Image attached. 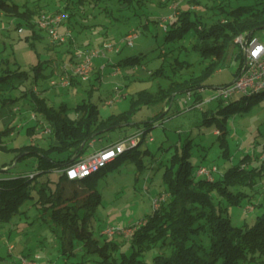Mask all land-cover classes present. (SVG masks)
Segmentation results:
<instances>
[{"label":"rangeland","instance_id":"obj_1","mask_svg":"<svg viewBox=\"0 0 264 264\" xmlns=\"http://www.w3.org/2000/svg\"><path fill=\"white\" fill-rule=\"evenodd\" d=\"M29 6L38 4L39 16L34 18V26L28 25L17 16L0 14V73L3 68L12 69L21 66L30 71L32 76L37 69L50 73L53 68H61L69 62V51H82L101 47L105 41L122 47V51L104 49V53L94 58V69L89 80L80 84L60 87L50 86V78L39 77L37 82L30 79L27 85L36 86L37 91L48 97V101L58 106L67 101L75 106L83 99L90 98L98 103L100 114L107 116L127 110L131 105L133 94L140 89L156 92L160 88L167 90L170 83L182 81L197 76L208 62L195 47L197 41L192 30L184 38L167 39V30L162 26L161 19L168 16L173 9L170 5L177 0H144L135 1L132 6L126 7L118 0H84L75 3L66 9L67 0H14ZM256 0H182L179 9H191L195 18L199 13L204 23H212L219 18L218 4L224 3L227 9L241 4L254 3ZM176 9L174 21L178 20L179 12ZM44 12H64L68 16L62 25L70 24L71 35L64 42H52L46 30L38 25L39 17ZM23 21L17 27L19 21ZM158 22H157V21ZM149 21L150 25L146 26ZM68 27V28H69ZM138 31L139 35L133 45H127L123 37L130 30ZM34 32H36L34 34ZM257 35L264 40V28L257 30ZM72 41V42H71ZM240 47L235 44L226 52L221 67L204 80V87L200 88L202 99H197L194 90L173 91L163 101L141 105L131 115V124L117 127L98 137L94 146H88L86 153L96 149L101 144L114 143L123 139L126 134L136 135L138 122L145 127V122L152 120L153 126L147 130L146 138L141 144L142 149H149L144 154L146 166L139 169L137 164L128 159L117 169L100 178L98 188L102 192V202L98 206L96 217L93 220L94 235L102 240L109 237L101 233L106 227H130L141 222L148 214L154 211V198L166 190L163 182V170L170 163L172 154L182 149L187 139H192V161L198 168L200 165L207 168L217 167L213 176L222 178L226 170L233 165L241 164L245 158L247 169L261 167L264 163V102L257 103L248 111H242L228 118V143L230 155L223 154V146L216 132V125H209L204 121L202 110H216L221 103L218 99L208 101L215 94L217 87L233 82L236 72L241 65L238 53ZM128 55H143L142 64L136 66H121L118 61ZM188 60L190 65L182 67L175 73L176 58ZM56 59L55 63H52ZM165 59L163 76L151 75ZM37 64V65H36ZM36 65V67H34ZM119 67V68H118ZM50 70V71H49ZM50 76V75H49ZM48 81V82H47ZM191 91L192 96L188 95ZM21 90L12 91L14 96L20 95ZM244 93H236L232 98H240ZM169 97H171L169 99ZM113 98L112 101H108ZM206 100L203 103V100ZM208 99V100H207ZM30 100L20 97L15 103L2 105L0 101V129L5 125V119L12 117L16 125L14 133L5 136V143L9 149L0 148V169L10 167V172L0 170V175L10 173H25L34 175L37 170L38 155L25 153L22 156L18 148L24 144L48 145L53 139L52 132H46L49 123L41 119L29 120L33 111L29 107ZM15 107L20 108L16 110ZM212 113V111H211ZM222 116V112H216ZM26 115V119H22ZM38 117H41L37 113ZM29 120V121H28ZM24 122L25 124L21 125ZM34 123L33 133L27 132L30 123ZM135 132V133H133ZM133 133V134H130ZM141 138V136L139 137ZM27 152V153H26ZM84 156V155H83ZM51 179V187L57 186L59 174L52 170L40 173L34 179L37 184L32 189V197L20 204V211L11 220H0V264H21L22 257L29 261L37 258L41 263L65 264L66 255L63 253V241L49 213L38 202L40 186ZM65 193L72 195L74 188L80 192L81 200L85 189L79 181L73 184L65 183ZM247 193L240 204H229L224 197L215 192L217 207H226L224 213L230 215L232 222L238 226L252 225L258 215L264 214V170L256 175L251 183L241 186ZM234 189V186L231 187ZM117 238H123L121 234ZM115 237V238H116ZM205 241L207 234H202ZM76 254L68 256V261H82L81 264H96L100 258L97 254L88 253L82 242L74 240ZM70 249H67V252ZM36 253L40 255L38 258ZM37 261V262H38ZM36 262V261H33Z\"/></svg>","mask_w":264,"mask_h":264},{"label":"trees","instance_id":"obj_2","mask_svg":"<svg viewBox=\"0 0 264 264\" xmlns=\"http://www.w3.org/2000/svg\"><path fill=\"white\" fill-rule=\"evenodd\" d=\"M135 1L144 0H118L126 7L132 6ZM82 2L84 0H67L65 7L69 9L71 5ZM217 7L221 16L210 24L204 23L199 13H196L194 18L191 9H179L178 20L166 29L167 39H182L188 31L194 32L197 39L194 45L203 58L208 60L202 71L197 76L180 82L172 81L167 90H137L131 98L130 107L118 113L101 115L98 103L90 98L83 99L75 106L67 101H62L58 106L53 105L46 95L37 91L36 86L27 85V82L30 79L37 82L40 76L44 79L51 77L54 71L44 73L37 69L36 74L32 76L30 71L20 65L14 69L10 66L3 68L0 73L2 105L14 104L23 96L29 98L30 109L39 113L51 126L53 139L48 145L24 144L16 148L21 151L19 156H22L25 150L38 155L39 172L33 176L23 172L0 175V220H11L20 211V204L32 197V189L37 186L34 179L38 174L55 170L59 174L57 186H50L51 179L44 182L38 188V202L45 208V212L49 213L59 230L63 253H68L65 264H81L89 260L68 261L69 255L76 254L75 239L82 242L88 253L100 257L95 260L96 264H264V214L258 215L252 225L238 226L232 222L230 215L224 213L226 207L218 208L214 200L217 192L227 203L240 204L242 198L247 195L241 186L249 181L254 182L256 175L263 173L264 163L261 167L247 169L244 158L241 164L230 166L222 178H209L198 173L202 165L197 168L191 159L193 142L189 138L182 149L176 148L170 163L163 170L162 178L166 190L160 195H165V199L141 222L131 225L135 226L131 235L121 234L123 238H117L116 235L108 234L109 237L104 240L94 235L93 228V220L103 197L98 188L99 180L128 159L134 161L139 169L146 166L143 155L148 153L149 149H142L141 144L146 138L147 130L153 126L152 120L146 121L144 128L140 123L134 122L133 124H137L139 130H142L138 143L128 147L99 171L76 180L70 179L65 171L86 153L92 140L103 137L110 129L131 124V115L141 105L163 101L172 96L174 90H194L196 100L203 98L199 89L205 86L204 80L221 67L227 50L236 44V36L241 33L254 36L257 35V30L264 28V0L230 9L222 2ZM40 11L38 4L29 6L14 0H0V14L17 16L32 27L35 25L34 18L40 15ZM23 21L20 20L17 27H20ZM142 57L143 55H128L121 58L117 64L136 66L142 64ZM238 57L242 63L244 53H238ZM174 63L175 73L191 64L188 60L178 57ZM239 69L240 66L236 75ZM164 72L165 59L150 73L163 76ZM81 81L78 77H72L70 85ZM16 89H20L21 93L14 96L12 91ZM232 97L217 98L220 104L227 103L220 105L216 110H202L205 123L217 126L218 138L226 156L230 155L228 118L264 102V89L250 94L244 93L240 98ZM217 111L223 115H216ZM119 124L123 125L118 126ZM15 127L12 118L5 119V125L0 129V148L9 149L4 138L12 134ZM27 132L33 133L34 127H27ZM0 170L10 172V167ZM75 181H79L85 189L81 200L77 188H74L72 195L65 193V183L71 185ZM104 230L101 233L107 234ZM204 233L207 234L206 241L202 237ZM68 248L70 251L67 252Z\"/></svg>","mask_w":264,"mask_h":264},{"label":"built area","instance_id":"obj_3","mask_svg":"<svg viewBox=\"0 0 264 264\" xmlns=\"http://www.w3.org/2000/svg\"><path fill=\"white\" fill-rule=\"evenodd\" d=\"M182 0H177L172 4V13L161 19L162 26L167 29L168 22L173 21L176 9L178 10L179 4ZM179 12V10H178ZM68 16L64 12H44L38 20V25L41 29L46 30L52 42H64L70 36V32L61 33L60 26L63 20ZM139 33L136 30L129 31L123 40L127 45H133L134 40L138 37ZM235 43L240 47L244 53V58L240 65L239 72L233 82L217 87L215 94L208 101L224 98L228 99L236 93H254L264 89V40L258 35L248 36L246 33H241L235 38ZM104 49H113L118 52L122 47L113 43L112 41H105L101 47H95L91 50L76 51L74 60L65 63L61 68L54 70L53 75L50 77L51 86L68 87L71 84L72 77H78L81 80H89L94 69V58L103 54ZM119 68V67H118ZM192 96L191 91L188 92ZM110 98L108 101H112ZM206 100H203V103ZM18 109V108H17ZM32 117L38 119L37 113L33 112ZM46 132H52L51 126H46ZM142 130L136 135H128L123 139L116 141L112 144L104 146L99 150L90 154L82 156L78 161L68 166L65 171L70 179L76 180L84 178L94 172L99 171L106 166L109 162L114 160L119 154L124 152L128 147L135 145L139 141ZM90 144H92L90 142ZM217 167L207 168L201 166L198 173L213 178V172ZM35 172L30 175L33 176ZM165 195H160L154 198V207L157 208L161 201L165 199ZM135 231V226L130 227H117L110 225L105 228L104 232L109 235L126 234L131 235ZM39 258L40 255L36 254ZM29 261L26 257H22L21 264H52L51 262L41 263L37 258ZM38 261V262H37Z\"/></svg>","mask_w":264,"mask_h":264},{"label":"crops","instance_id":"obj_4","mask_svg":"<svg viewBox=\"0 0 264 264\" xmlns=\"http://www.w3.org/2000/svg\"><path fill=\"white\" fill-rule=\"evenodd\" d=\"M162 2H164V3H167L168 2V0H162ZM173 4V3H172ZM172 4L170 5V9H172ZM172 13V12H171ZM170 13V14H171ZM167 16V15H166ZM164 18V17H163ZM157 21V20H156ZM174 21V20H173ZM158 22V21H157ZM146 26H149L150 25V22L149 21H147L146 22ZM69 25L70 24H64V25H61L60 26V32L61 33H68V32H70L71 33V27H69ZM69 27V28H68ZM71 29V30H70ZM131 31V30H130ZM71 35V34H70ZM260 37V36H259ZM74 55H76V50L75 49H73V50H71V51H69V62H71L72 60H74ZM56 62V59L52 62V63H55ZM55 69H57V68H53L51 71H50V73H52ZM50 78V77H49ZM83 81V80H82ZM48 82V81H47ZM81 82H77V83H75V84H72V85H70V86H74V85H78V84H80ZM51 85L49 84H46V86L44 87V88H49ZM52 87V86H51ZM61 87V86H60ZM69 87V86H68ZM37 88V87H36ZM29 107H30V104H29ZM15 109L16 110H20V108H18L17 109V107H15ZM23 116H25V117H23L22 119H26V115H23ZM10 119L12 118V117H9ZM40 118H42V117H38V119H40ZM7 119V118H6ZM33 119H35V118H33L32 117V115L30 116V121L31 120H33ZM28 120V121H29ZM25 123L24 122H22L21 123V125H22V127H23V125H24ZM17 125V124H16ZM32 125H34V123H30V124H28V125H25L26 127H29V126H32ZM16 128L17 127H15V129H14V131L16 130ZM14 131L12 132V133H14ZM216 132H217V130H216ZM133 133H135V132H133ZM133 133H130V134H133ZM127 135V134H126ZM98 141V139H94V140H92L91 141V143L92 144H90V146H94V144L96 143ZM109 144H111V143H108V144H101L99 147H97L96 149H94V150H92V151H90L89 153H85L84 155H87V154H90V153H92V152H95V151H97V150H99L100 148H103L104 146H107V145H109ZM37 254V253H36Z\"/></svg>","mask_w":264,"mask_h":264},{"label":"water","instance_id":"obj_5","mask_svg":"<svg viewBox=\"0 0 264 264\" xmlns=\"http://www.w3.org/2000/svg\"><path fill=\"white\" fill-rule=\"evenodd\" d=\"M121 125H123V124H119L118 126H121Z\"/></svg>","mask_w":264,"mask_h":264}]
</instances>
